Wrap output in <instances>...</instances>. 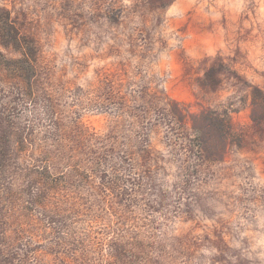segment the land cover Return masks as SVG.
Masks as SVG:
<instances>
[{
  "label": "rangeland",
  "instance_id": "1",
  "mask_svg": "<svg viewBox=\"0 0 264 264\" xmlns=\"http://www.w3.org/2000/svg\"><path fill=\"white\" fill-rule=\"evenodd\" d=\"M0 264H264V0H0Z\"/></svg>",
  "mask_w": 264,
  "mask_h": 264
}]
</instances>
